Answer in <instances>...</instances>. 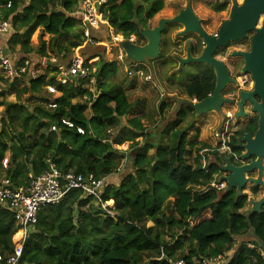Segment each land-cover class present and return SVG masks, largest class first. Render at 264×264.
<instances>
[{"label": "trees", "instance_id": "trees-1", "mask_svg": "<svg viewBox=\"0 0 264 264\" xmlns=\"http://www.w3.org/2000/svg\"><path fill=\"white\" fill-rule=\"evenodd\" d=\"M9 1L11 6L6 8ZM206 3L216 13L227 7V3L216 0ZM145 4L143 9L134 0H107L103 9L110 16L109 25L116 34L124 39L134 35L140 41L143 38L139 29L146 28L147 22L162 10L163 0H145ZM56 5L61 9L56 10ZM77 8V0H0V20L9 24L8 33L0 36V46L13 63L20 65L28 60L30 67L38 70L37 78L21 88L18 83L22 80L6 79L0 70V81H9L8 92L16 98V102L7 103L5 92L0 91V107H4L0 112V176L9 178L14 186H22L28 174H42L48 160L64 174L91 175L95 179L106 180L117 174L122 164H128L130 172L117 184L105 181L101 201L110 202L109 213L78 190L69 191L59 205L43 208L34 231L26 236L17 264H175L177 261L196 264L203 258L217 257L224 264H264L256 242L242 241L233 250L236 238L247 233L248 224L264 242V206L247 221L248 212L242 211L246 195L235 201L234 191L220 195L213 188L196 191L197 187L218 182L219 165L227 155L213 151L215 161L206 167L200 164V156L193 164L188 163L191 150L199 153L208 148L196 141L198 135L196 143L187 141V132L193 126L191 120L186 127L179 128L189 113L195 115L190 108H181L155 140V135L145 132L139 118L122 125V119L134 105L121 85L107 82L114 61L109 63L101 57L95 63L91 77L96 80L95 90L99 94L94 100L88 87H84L89 80L80 81L77 87L71 83L63 86L56 82L59 71L55 66L39 71L40 60L50 59L48 47L49 52L63 54L64 59L83 44L82 32L74 31L80 26L78 17L72 15ZM39 28L42 31L39 45L32 47L31 36ZM43 34L50 36L48 43L42 40ZM91 34L100 42L110 43L108 34L95 31ZM101 49L104 53V48ZM84 50H80V55ZM93 55L82 58L85 61L98 58ZM47 85L55 86L60 95L53 99L40 97L38 92ZM180 88L188 98L200 101L212 92L214 73L208 69ZM28 93L33 94L31 109L20 103L22 95ZM85 96L90 100L81 101ZM227 96L234 99L232 93ZM75 99L80 101L73 103ZM51 103L56 105L54 109L48 107ZM169 106L160 103L159 114ZM62 119L82 128L84 134L61 125ZM52 125L57 126V132L50 131ZM256 127L255 117L233 133L228 143L230 160L241 153L237 145L242 134L253 133ZM111 130L114 134L110 139ZM8 132L13 137L9 138ZM165 133H169V140L163 146L161 138ZM126 143L125 151L114 147ZM151 150L152 155L148 154ZM5 157L8 168L2 171L1 161ZM257 192L258 187L251 188L253 196ZM18 230L13 215L0 206V264H5L12 254V238Z\"/></svg>", "mask_w": 264, "mask_h": 264}, {"label": "rangeland", "instance_id": "rangeland-1", "mask_svg": "<svg viewBox=\"0 0 264 264\" xmlns=\"http://www.w3.org/2000/svg\"><path fill=\"white\" fill-rule=\"evenodd\" d=\"M241 0H239L240 2ZM135 5H141L143 9L146 8L145 0H134ZM184 5V0H163V7L162 10L158 12L152 19V26L156 25L159 19L170 17L171 14L180 6ZM192 7L193 10L199 15L200 18H203L206 20L207 26H205V30L209 33H215L217 32V29L219 25L229 17V10L230 5L226 7L224 11L215 13L213 12L209 7H207L206 4L202 0H193L192 1ZM56 10L61 9L58 5L55 7ZM107 18V16H106ZM107 21V20H106ZM104 25L109 27V31L112 32L113 38H110V43H101L97 46H94L93 48L85 47L84 45H81L79 48L74 49V55H80L81 48H85L83 51V54L80 55L83 57L89 56L90 54H94L93 56L97 55L98 58H93L90 62L93 64L94 69L96 67L94 66L95 63L99 60V58H103L106 62H112L113 60L115 62V67L113 70L109 71L107 73V82L110 84H119L122 86V88L126 91V94L128 96V101L134 105L131 112L122 119V125L126 124V121H129L133 118H139L140 121L143 124V127L145 128L146 133H151L152 131L155 132V140H158L159 136L162 134V131L164 128H166V124L170 123L172 120H174L178 114L180 113V110L178 112L177 110V102L176 100L183 101L185 103L181 104V108H190L186 103L187 102H195L193 99H189L187 95H184L182 92V89L180 88L181 85H183L186 81L192 78H199L203 72L206 69H209L206 66L203 65H192L185 69L183 73H181L178 77L173 75V71L177 70L178 66L175 64V62H165L166 57L170 52H175L180 54L181 52L184 54V49L182 46L185 44L184 42L188 39L187 36L180 38L175 35L179 31V27L175 26L170 29L169 33L163 36L161 35V46L160 51L163 50V59L161 60H153L149 61L147 65L142 64H132L125 58V54L122 56V58H119V42L121 34H115L113 28L109 25V22L105 23ZM81 28H77V26L74 28V31H81ZM42 34L41 28L37 29L34 34L31 36L30 44L32 47H37L39 45V36ZM193 35V34H192ZM164 38L166 41L173 40L174 42L176 39L178 40L179 47H177L175 50H170V48L164 45ZM247 38V39H246ZM245 39L232 42L230 43L224 54L222 53L224 51V48L219 49L217 51V58L222 60L225 65L233 72L232 70V63L234 61L239 60V66L243 67V62L239 58H232L229 56L230 52L234 51H244L249 49V38L250 35H248ZM187 39V40H186ZM42 40L47 42L50 40V36L47 34H43ZM139 45L144 44V39L137 42ZM177 43V42H175ZM19 47H16V51ZM104 48V53L102 52V49ZM47 52L50 56H57L61 57L63 54H57V53H51L49 52V47L47 48ZM216 54V55H217ZM117 56V57H116ZM117 58V60H116ZM177 66V68H175ZM241 67V69H242ZM130 70L133 72L132 76H128L126 71ZM239 69V70H241ZM142 70L143 76H137L136 71ZM40 71V70H39ZM41 72V71H40ZM240 72V71H239ZM239 72L237 74H239ZM242 74V73H241ZM3 76V75H1ZM232 76H235V74H232ZM5 80V81H4ZM3 81H0V91L5 92L4 100L5 102L14 103L16 102V98L14 94H10L8 92L9 88V81L4 79ZM251 80V78H250ZM95 79L93 78V82H91L89 85H84V87H88L90 91H92V100L96 99L99 91L95 90ZM28 81H24L21 83H18V87L21 88L23 86L28 85ZM181 83V84H180ZM248 88V87H247ZM48 92V91H47ZM45 87H43L39 92L38 95L40 97L53 99V96H49L47 94ZM33 94L28 93L22 95L20 103H22L25 107L31 109L34 100H31V97ZM88 100H90L88 98ZM80 100L75 99L73 100V103H76ZM83 101V100H81ZM169 103V108H166L163 113L159 114V105L162 102ZM4 107H0V112H3ZM191 109V108H190ZM249 105H246L244 110L248 113L249 112ZM192 110V109H191ZM221 111L223 114V117L220 118V115L218 112H210L205 113L203 115L197 116L196 114H188L187 118L182 121L179 125V128H184L189 124V121H192V127L187 132V141L195 142L196 138L195 136L198 135L197 140L198 142L205 143L208 148L200 150L199 153L195 152L194 150H191V155L187 156L188 163L193 164L194 159L197 156H200V164L202 167H206L208 164L215 161V156L213 155V151H216L218 155H223L224 153H227L229 150L227 148V145L225 141L226 137L232 133L236 127L234 126L240 125L239 127L243 126L244 119H238L235 117V106L234 105H228L224 104L221 107ZM190 112H194L193 110ZM88 114V111L86 112ZM195 113V112H194ZM227 113H231L233 116L231 118L226 117ZM236 125V126H237ZM166 126V127H165ZM238 127V128H239ZM115 130V129H114ZM114 134V131L111 130L108 132V135H110V139L112 138V135ZM226 135V136H225ZM9 138L13 137L12 132H8ZM9 138L6 140L9 143ZM158 138V139H157ZM169 140V133H165L161 138V145H165L168 143ZM138 141H142L141 139H138ZM158 144V143H157ZM115 149L119 151H125L127 150L128 143L122 145V146H114ZM196 147H199L198 145ZM189 150V148H188ZM148 154L152 155L153 150L148 151ZM6 157L9 156V152L6 153ZM128 165V164H127ZM122 164L119 172L117 174H114L110 176L108 179L109 183L117 184L119 183L122 176L130 172L129 166ZM249 176L252 175L248 174ZM221 177V176H220ZM203 192L207 191L205 187L202 188ZM249 185H247L245 189V193L250 196V193L248 191ZM219 195L221 194L220 191H218ZM261 197V193H258L257 196L253 200H257ZM170 201H172L170 199ZM107 205H110V202H108ZM170 208H172V204L169 205ZM171 211V209L168 210L167 214ZM244 212L251 211V206L248 201H246V204L244 208L242 209ZM148 226H151V222L147 223ZM15 236V235H14ZM13 236L12 241L13 243H16L18 239H15ZM19 238V237H18ZM246 241L245 237L243 238H236V243L234 245V251L238 248L240 242ZM233 253V251H231ZM228 255V254H227ZM230 255V254H229ZM262 256V254H261ZM263 258V257H262Z\"/></svg>", "mask_w": 264, "mask_h": 264}, {"label": "water", "instance_id": "water-1", "mask_svg": "<svg viewBox=\"0 0 264 264\" xmlns=\"http://www.w3.org/2000/svg\"><path fill=\"white\" fill-rule=\"evenodd\" d=\"M109 19V15H107ZM179 24L182 30L177 37L183 38L193 34L202 43V49L196 55H192L190 47L182 46L184 54L175 55L173 59L178 63L177 70L173 75L178 77L185 69L192 65H203L211 69L214 73V88L210 95L196 102L186 104L195 112L197 116L210 112H218L220 118L223 117L221 107L224 104L235 103V117L245 119L249 114L244 110L249 105L251 114L257 117V128L255 132L243 133L237 147L243 151L239 156L240 160H253L239 167L234 166L229 158H225V165H220L221 172L228 175L219 177V182L226 183L224 193L236 192L235 201L242 196V190L247 182L258 186L263 190V195L258 200L249 202L251 211L245 215L248 221L250 215L258 214L264 206V182L262 180L264 162V0H242L237 3L232 0L228 19L224 20L218 27L216 36H210L199 26V20L193 13L190 4L180 10L179 13L170 19H159L153 28H140L139 34L145 43L138 45L129 41L119 42L125 58L131 64L147 65L149 61L156 60L160 55L161 34L166 25ZM249 39V49L247 51H234L230 54L232 58H240L243 67L240 71L247 74L252 80L249 90H240L237 94V101L233 102L223 96L228 85H236L225 63L218 59L216 54L219 49L227 47L230 43ZM187 43V41L185 42ZM177 110L181 109L183 101L176 100ZM256 171L255 178H246L245 175ZM35 227L27 229V234H31ZM247 242H256L259 249L264 253V242L255 236L250 224L248 231L244 235ZM243 237V238H244Z\"/></svg>", "mask_w": 264, "mask_h": 264}, {"label": "built area", "instance_id": "built-area-1", "mask_svg": "<svg viewBox=\"0 0 264 264\" xmlns=\"http://www.w3.org/2000/svg\"><path fill=\"white\" fill-rule=\"evenodd\" d=\"M106 4L107 0H77L78 8L72 15L78 17L80 27H82V45L94 47L103 43L95 39V37L92 36L91 31L98 32L101 35L108 34L110 38H113V33L109 31V27L104 25L107 21L109 22V19L108 17L106 18L107 15H105V11L103 9ZM10 6L11 2L9 1L6 4V8H10ZM8 31L9 24L0 20V36L8 33ZM120 40V42L129 41L130 43H135L133 36H130L128 39H124L121 36ZM118 54L119 58H122L124 55L121 48ZM91 60L85 61L82 56L76 54L74 55L73 53L68 60V63L57 67L59 74L56 77V82L63 86L71 83L74 84V87H77L80 81L89 80V85L93 82L91 75L95 73L93 64L90 62ZM55 62L56 60L51 57L48 60L42 58L38 64L39 70L41 71L47 69L50 65L54 66ZM0 70H2L4 77L9 80L20 79L23 82H29L38 76V70L35 67H30L28 60L23 61L20 65L13 63L9 56L4 52L2 46H0ZM126 73L128 76L133 75V72L129 69ZM136 75L143 76L142 70H137ZM239 82L241 88L246 85L249 87L252 86V81L250 80L249 75H241ZM45 89L48 91V94L52 95L54 98L60 95L55 86L47 85ZM90 92L92 93V91ZM82 100L88 101V97L85 96ZM48 107L54 109L56 105L51 103ZM226 117L231 118L232 114L227 113ZM60 123L69 129L75 128L78 134H84V130L82 128L75 127L73 123L67 119H62ZM50 131L57 132V126L52 125L50 127ZM7 161L6 157L1 161L2 171L8 168ZM104 186L105 179H95L91 175H75L71 172L64 174L49 160L47 161V169L42 174L39 176H32V174H28V180L25 185L22 186H14L9 178L4 175L0 176V206L8 210L13 215L15 224L19 229L15 235H20L17 242L14 243L13 252L6 259L5 264L18 263L22 252V246L27 236V229L36 224L38 213L43 208L59 205L63 201L65 195L71 190H78L81 191L84 196L92 197L101 205V208L105 210L106 213H109L107 211L108 202L102 203L101 201ZM224 187L225 183L219 181H212L208 186H205L207 191L212 188L216 191H222ZM202 188V186L197 187L196 191L203 192ZM162 256L163 255H161V257ZM262 257L264 259V253H262ZM175 264L185 263L183 261H177ZM196 264L224 263L219 257H217L203 258L197 261Z\"/></svg>", "mask_w": 264, "mask_h": 264}, {"label": "flooded vegetation", "instance_id": "flooded-vegetation-1", "mask_svg": "<svg viewBox=\"0 0 264 264\" xmlns=\"http://www.w3.org/2000/svg\"><path fill=\"white\" fill-rule=\"evenodd\" d=\"M192 1L193 0H184V5H182V6H180V7H178L172 14H171V16L170 17H167V18H164V19H170V18H173L174 16H176L178 13H179V11L180 10H183V9H185L186 8V6H187V4H190V7H191V9H192V11H193V13L195 14V16L197 17V19L199 20V26L201 27V29L205 32V33H207L208 35H210V36H215L216 34H217V32H215V33H209V32H207L206 30H205V26H207V22H206V20L205 19H203V18H200L199 17V15L193 10V7H192ZM203 2H204V4H206L207 5V7H209L210 8V6L206 3V0H202ZM216 1H221L222 3H227V6H229L230 5V7H231V3H232V0H216ZM237 3H241L242 2V0L239 2V0H235ZM211 9V8H210ZM212 10V9H211ZM213 11V10H212ZM214 12V11H213ZM216 13V12H215ZM158 14V13H157ZM156 15V14H155ZM154 15V16H155ZM154 18V17H153ZM152 18V19H153ZM152 19H150L148 22H147V27L146 28H153L154 26H156V25H154V26H152ZM175 26H178L179 27V31L178 32H180L183 28H182V26L181 25H179V24H170V25H166L165 26V28H164V30H163V32H162V34H163V36L165 37V35H167L168 33H169V31H170V29L171 28H173V27H175ZM218 30V29H217ZM178 32L175 34V35H177L178 34ZM161 34V35H162ZM133 37H134V39H135V44H138L137 42V38L134 36V35H132ZM248 36V35H247ZM246 36V37H247ZM251 36V35H250ZM187 39V43H185V47H190V52H191V54L194 56V55H196L197 53H199L200 51H201V49H202V43H201V41L198 39V37L196 36V35H192V34H190L189 36H187L186 37ZM247 39V38H246ZM250 39V38H249ZM174 40V39H173ZM173 40H169V41H166L165 40V38H164V45L167 47H169L170 48V50H175L177 47H179V42H178V40L176 39V41L175 42H177V43H175ZM141 42H142V40H141ZM139 45V44H138ZM142 45V44H141ZM226 48L227 47H225L224 48V51L222 52L223 54H224V52L226 51ZM241 51V50H240ZM244 51H246V50H244ZM163 50H161L160 51V55H159V57H158V59L157 60H161V59H163V57L161 58V55H163ZM232 52H230L229 53V56H230V54H231ZM175 55H178V56H181V55H183V53L181 52L180 54H178V53H175V52H170L167 56H165L166 57V60H165V62L167 63V62H171V61H173V62H175V64L178 66V63L173 59V57L175 56ZM216 56H219V54H217ZM240 59V58H239ZM111 61H113V60H111ZM243 62V61H242ZM239 63H240V61L239 60H237V61H234L232 64V70H233V72H231V70L228 68V70H229V72H230V77L231 78H233L234 80H235V82H236V85L235 86H233V85H228L227 86V88L225 89V91H224V93H223V96L225 97V98H227V99H231L230 97H228L227 96V94L228 93H232V96H233V98L234 99H231L233 102H236L237 101V94H238V92L240 91V90H249L251 87H249L248 85H246V86H244L243 88H241V86H240V82H239V78H240V76L241 75H243V74H241L239 71H241V70H239V69H241V67L242 66H239ZM177 66H175V68H177ZM206 70H208V69H206ZM206 70L204 71V72H206ZM239 72V74H237ZM232 74H235V76H232ZM245 75H247V74H245ZM252 81V80H251ZM249 83V82H248ZM248 87V88H247ZM208 95H210V93L208 94ZM207 95V96H208ZM206 96V97H207ZM190 100L191 99H193V101H197L195 98H189ZM164 102V101H163ZM232 105H234L235 106V103L234 104H232ZM248 114H249V116L247 117V118H245L244 119V121H243V126H241V127H239L240 125H235L234 126V128L236 127V129L232 132V133H230L227 137H226V139H225V141L226 142H224V143H226V145H227V148H228V152L227 153H224L223 155H227L226 157L227 158H229L231 155H230V149H229V147H228V143H229V141H230V137L233 135V133L234 132H236L237 130H239V129H241V128H243L244 126H246L248 123H250L256 116H254V115H252L251 114V110L249 109V112H248ZM223 115V114H222ZM233 116V115H232ZM257 118V117H256ZM239 127V128H238ZM257 128V127H256ZM256 130V129H255ZM248 132V131H247ZM250 132V131H249ZM255 132V131H254ZM253 132V133H254ZM245 133V132H244ZM252 133V132H251ZM253 133H252V135H253ZM243 135V134H242ZM226 136V135H225ZM242 137V136H241ZM241 139V138H240ZM240 143V142H239ZM243 153V151L241 150V153L239 154V156L241 155ZM229 156V157H228ZM239 156H232V159L230 160L231 161V163L234 165V166H236V167H239V166H241V165H243V164H246V163H249V161H251V160H253L254 158H251L250 160H245V161H243V160H240V158H239ZM225 157V158H226ZM224 158V159H225ZM223 159V160H224ZM230 159V158H229ZM213 163V162H212ZM211 164V163H210ZM209 165V164H208ZM207 165V166H208ZM222 165H225V162H223V164ZM263 165H264V162H263ZM220 166V165H219ZM264 167V166H263ZM249 174H251V173H249ZM224 175H228V174H226V173H223V172H220V176H224ZM219 176V177H220ZM245 177L246 178H255L256 177V171H254V172H252V175H248V174H246L245 175ZM262 180H263V182H264V168H263V174H262ZM225 183V182H224ZM247 185H249V189H248V191H249V193H250V196L249 195H247V193H245V189H246V187H247ZM252 187H258V186H254L252 183H250V182H247L245 185H244V187H243V190H242V195H246V197H247V201L248 202H250V201H252L254 198H255V196H257L258 195V193H261V197H262V195H263V190L260 188V187H258V192H257V194L255 195V196H253L252 194H251V188ZM225 189H226V183H225V187H224V189L222 190V191H220V192H224L225 191ZM234 191V190H233ZM235 192V191H234ZM236 193V192H235ZM254 197V198H253ZM260 197V198H261ZM260 198H258V199H260ZM257 199V200H258ZM261 210H262V208H261Z\"/></svg>", "mask_w": 264, "mask_h": 264}, {"label": "crops", "instance_id": "crops-1", "mask_svg": "<svg viewBox=\"0 0 264 264\" xmlns=\"http://www.w3.org/2000/svg\"><path fill=\"white\" fill-rule=\"evenodd\" d=\"M72 56V55H71ZM71 56H66L64 59H63V56L61 57H57V56H50L51 58H54L56 60V62L54 63V66L57 68L58 66H61V65H65L66 63H68V60L70 59ZM220 59V58H219ZM152 135H155V132H151ZM110 178V177H109ZM107 178L105 181L106 182H109Z\"/></svg>", "mask_w": 264, "mask_h": 264}, {"label": "bare ground", "instance_id": "bare-ground-1", "mask_svg": "<svg viewBox=\"0 0 264 264\" xmlns=\"http://www.w3.org/2000/svg\"><path fill=\"white\" fill-rule=\"evenodd\" d=\"M14 237H15V239H19L18 237H20V235L17 234V235H15Z\"/></svg>", "mask_w": 264, "mask_h": 264}, {"label": "clouds", "instance_id": "clouds-1", "mask_svg": "<svg viewBox=\"0 0 264 264\" xmlns=\"http://www.w3.org/2000/svg\"><path fill=\"white\" fill-rule=\"evenodd\" d=\"M263 253V252H262Z\"/></svg>", "mask_w": 264, "mask_h": 264}]
</instances>
